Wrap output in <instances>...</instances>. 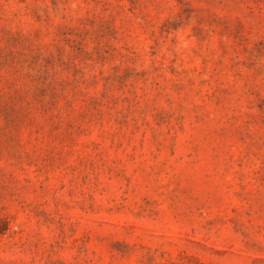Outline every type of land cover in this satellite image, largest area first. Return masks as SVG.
<instances>
[{"label":"rangeland","instance_id":"1","mask_svg":"<svg viewBox=\"0 0 264 264\" xmlns=\"http://www.w3.org/2000/svg\"><path fill=\"white\" fill-rule=\"evenodd\" d=\"M0 264H264V0H0Z\"/></svg>","mask_w":264,"mask_h":264}]
</instances>
